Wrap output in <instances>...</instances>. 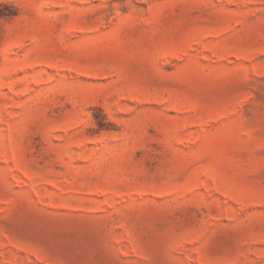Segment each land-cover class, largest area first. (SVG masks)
<instances>
[{"label": "rangeland", "instance_id": "1", "mask_svg": "<svg viewBox=\"0 0 264 264\" xmlns=\"http://www.w3.org/2000/svg\"><path fill=\"white\" fill-rule=\"evenodd\" d=\"M0 264H264V0H0Z\"/></svg>", "mask_w": 264, "mask_h": 264}]
</instances>
